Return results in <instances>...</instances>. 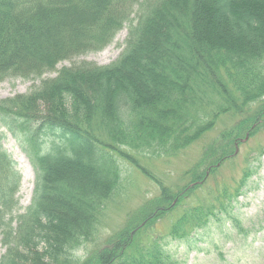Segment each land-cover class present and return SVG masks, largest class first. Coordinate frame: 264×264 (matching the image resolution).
<instances>
[{"label":"trees","instance_id":"1","mask_svg":"<svg viewBox=\"0 0 264 264\" xmlns=\"http://www.w3.org/2000/svg\"><path fill=\"white\" fill-rule=\"evenodd\" d=\"M125 23L116 62L63 68L30 93L0 100V124L22 142L34 172L30 204L14 214L21 178L0 134V264H81L73 250L89 242L97 216L120 192L117 153L133 162L122 149L179 152L222 113L244 114L188 189L199 191L264 123V0H0V81L55 72L107 46ZM248 178L244 172L235 189L207 188L206 199L189 205L188 185L161 189L138 226L82 264H181L163 238L145 241V228L184 206L166 238L187 241L232 216Z\"/></svg>","mask_w":264,"mask_h":264},{"label":"rangeland","instance_id":"2","mask_svg":"<svg viewBox=\"0 0 264 264\" xmlns=\"http://www.w3.org/2000/svg\"><path fill=\"white\" fill-rule=\"evenodd\" d=\"M133 9L135 24L137 7ZM127 30L128 24L125 23L104 48L62 61L56 66L55 72L45 73L41 78H4L0 81V100L30 93L39 87L42 80L54 78L61 69L82 62L98 66L111 65L119 59L126 47ZM243 117L244 114L236 111L222 113L213 130L179 152L138 153L121 148L132 157L133 162L123 160L117 153L121 176L120 192L97 216L92 238L73 250V258L82 264L105 248L112 239L138 226L142 221L141 216L149 211L150 203L159 196L161 189L171 188L176 193L188 185L184 194L192 193L187 202L189 205L197 199H206L207 188L211 191L225 186L235 189L244 172H247L249 178L241 195L232 203L234 209L230 218L221 217L220 221L210 222L203 230L195 231L187 241H172L166 238V234L171 221L184 207L180 206L178 210L151 222L145 228L143 237L145 241L153 237L163 238L166 251L181 264H264V123L258 124L253 135L235 147L232 156L220 162L218 170L206 178L203 189L193 191L194 193L188 190L196 176L201 171L204 172L219 155L228 132L237 130L242 125ZM92 126L94 134L103 140L96 120ZM0 134L4 136L3 149L14 161L21 178L15 195L18 206L14 214L23 213L31 201L34 172L20 148L19 144L22 142L19 143L1 124ZM4 252L5 248L0 242V257Z\"/></svg>","mask_w":264,"mask_h":264},{"label":"water","instance_id":"3","mask_svg":"<svg viewBox=\"0 0 264 264\" xmlns=\"http://www.w3.org/2000/svg\"><path fill=\"white\" fill-rule=\"evenodd\" d=\"M247 139H248V136H246L245 140H247ZM245 140H243V141H245Z\"/></svg>","mask_w":264,"mask_h":264}]
</instances>
